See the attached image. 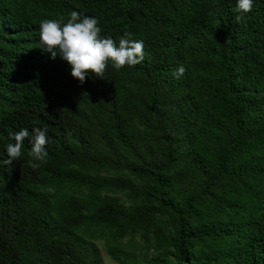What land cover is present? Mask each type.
<instances>
[{"label":"trees","instance_id":"16d2710c","mask_svg":"<svg viewBox=\"0 0 264 264\" xmlns=\"http://www.w3.org/2000/svg\"><path fill=\"white\" fill-rule=\"evenodd\" d=\"M235 7L0 0V160L30 134L0 163V264H104L96 241L115 264H264V0ZM73 11L117 46L132 33L144 60L80 84L39 43Z\"/></svg>","mask_w":264,"mask_h":264},{"label":"clouds","instance_id":"9594fccd","mask_svg":"<svg viewBox=\"0 0 264 264\" xmlns=\"http://www.w3.org/2000/svg\"><path fill=\"white\" fill-rule=\"evenodd\" d=\"M253 0H236L235 10L239 13H248L252 10ZM240 16H236L237 22ZM98 20L94 17H81L73 11L67 22L61 19H46L39 25L40 49L50 54L51 59L59 57L70 66V75L73 79L83 84L86 77L92 74L96 78L103 79L106 67L111 62L112 67L119 71L125 66H136L144 60V43L142 40L132 38V33L125 32L119 38L118 46L111 37H102ZM186 69L181 64L172 73L174 78L184 75ZM27 129L18 132H10L9 138L14 143L6 146L7 159L0 160L4 165L12 163L21 157L24 141L29 137ZM48 138L46 129L33 128L28 155L29 166L37 169L38 162H44L48 155L46 144ZM35 161V162H34ZM49 191L54 189L49 187Z\"/></svg>","mask_w":264,"mask_h":264},{"label":"rangeland","instance_id":"374dc122","mask_svg":"<svg viewBox=\"0 0 264 264\" xmlns=\"http://www.w3.org/2000/svg\"><path fill=\"white\" fill-rule=\"evenodd\" d=\"M96 244L98 246V248L100 249L101 251V255H102V259H103V262L104 264H115L113 261H111L109 259V257L106 256V254L104 253L103 251V248H102V243L100 241H96Z\"/></svg>","mask_w":264,"mask_h":264}]
</instances>
